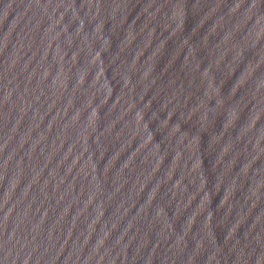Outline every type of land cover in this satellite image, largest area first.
Here are the masks:
<instances>
[{"label":"water","instance_id":"obj_1","mask_svg":"<svg viewBox=\"0 0 264 264\" xmlns=\"http://www.w3.org/2000/svg\"><path fill=\"white\" fill-rule=\"evenodd\" d=\"M0 264H264V74L198 0H0Z\"/></svg>","mask_w":264,"mask_h":264}]
</instances>
